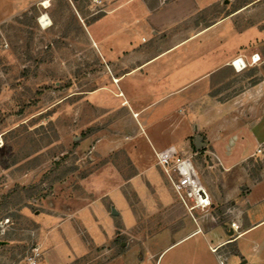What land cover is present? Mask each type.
Here are the masks:
<instances>
[{
	"label": "rangeland",
	"instance_id": "rangeland-1",
	"mask_svg": "<svg viewBox=\"0 0 264 264\" xmlns=\"http://www.w3.org/2000/svg\"><path fill=\"white\" fill-rule=\"evenodd\" d=\"M42 14L49 18L45 25ZM79 15L87 21L97 16L85 0H49L47 6L0 0V264H26L24 257L36 244L42 264L44 244L57 243V252L63 254L81 237L90 241L83 230L77 234L71 221L58 228L59 219L93 199L94 182L87 186L84 178L100 171L102 164L130 170L122 150L101 157V145L116 146L128 139L123 132L130 129L122 109L106 112L84 98L97 71L86 68L95 56L79 27ZM170 34L173 43L186 42L190 57H205L208 70L224 63L225 52L243 55L244 67L226 66L210 75L204 113H198L197 101L181 111L193 114L196 109L190 125L198 128L188 137V152L214 203L192 214L200 215L207 227L218 223L227 231L245 214L249 204L243 200L260 193L264 184V0H217L169 32L171 43ZM199 114L205 118L199 120ZM223 153L232 161L220 164ZM121 194H111L118 209ZM102 199L80 214L86 226L94 216L102 223L114 219L102 215L103 202L108 204ZM118 233L111 249L89 243L88 253L66 264H107L127 239ZM181 246L165 253L160 264H181ZM216 255L219 264H226ZM248 264H264V258Z\"/></svg>",
	"mask_w": 264,
	"mask_h": 264
},
{
	"label": "crops",
	"instance_id": "crops-1",
	"mask_svg": "<svg viewBox=\"0 0 264 264\" xmlns=\"http://www.w3.org/2000/svg\"><path fill=\"white\" fill-rule=\"evenodd\" d=\"M30 1L41 3L42 0ZM215 1L104 0L105 10L101 15L96 14L88 21L87 17L78 16L79 27L95 56L94 61L86 62V68L97 71L91 76L92 87L85 91L84 98L106 112L122 109V119H126V127L130 129L123 132L128 139L116 146L101 145V157L122 150L130 170L120 172L107 162L100 171L84 178L87 186L94 182L93 190L90 189L93 199L59 219L57 225L60 228L71 221L77 234L83 230L90 241L81 237L63 254L57 252V243L44 244L42 264L69 263L88 253L89 243L111 249L117 231L127 239L120 241L121 251L107 264H160L165 253L181 245L182 249L177 251L178 255H184L181 264H219L216 254L221 255L226 264H248L264 258V184L257 190L260 193H252L243 200L249 205L241 219L234 220L241 229L234 236L230 227L227 231L218 223L207 227L200 221V215L192 214L196 208L189 210L174 190L172 181L177 180L174 173L169 177L155 157L156 151L173 146L184 156L193 158L188 152V137L198 128L196 123L190 125L196 109L193 114L189 109L181 112L183 106L189 107L197 101L198 113H204L210 75H216L226 66L232 67L231 61L235 58L243 59L240 53L225 52L224 63L208 70L206 58L201 54L190 57V49L184 46L186 42L173 43L175 36L171 34L172 41L167 42L168 33L176 26ZM162 34L166 36L159 41ZM201 63L204 64L201 66ZM231 159L223 153L220 164ZM192 161L194 163V159ZM200 181L205 188L204 180ZM109 182L112 185L106 187ZM120 190L122 209H118L111 198L112 192ZM102 198L108 199L107 205L103 202L102 215L114 219L106 218L108 222L102 223L101 217L94 216L93 226H86L80 214L103 201ZM60 234L69 243L66 234ZM226 247L231 248L227 253L222 250ZM214 249L221 253L215 254ZM207 253L211 259L206 257ZM198 258L200 261L196 260Z\"/></svg>",
	"mask_w": 264,
	"mask_h": 264
},
{
	"label": "built area",
	"instance_id": "built-area-1",
	"mask_svg": "<svg viewBox=\"0 0 264 264\" xmlns=\"http://www.w3.org/2000/svg\"><path fill=\"white\" fill-rule=\"evenodd\" d=\"M92 14H97L105 10L104 0H85ZM240 62L237 64V62ZM232 65L236 68L244 67L241 58L232 60ZM156 162L163 168L164 172L171 177V172L176 174L177 180L172 181L175 192L179 195L185 206L191 210L194 208L205 209L211 206V199L205 188L203 187L198 172L192 161V157L184 156L178 152L173 146H168L155 152ZM187 201L192 202L190 205ZM238 225L235 222L230 224L233 232H236ZM41 246L34 245L30 252L24 257L26 264H39L42 258ZM215 250V249H214Z\"/></svg>",
	"mask_w": 264,
	"mask_h": 264
},
{
	"label": "bare ground",
	"instance_id": "bare-ground-1",
	"mask_svg": "<svg viewBox=\"0 0 264 264\" xmlns=\"http://www.w3.org/2000/svg\"><path fill=\"white\" fill-rule=\"evenodd\" d=\"M48 1L49 0H42L41 1V4L43 5V6H47L48 5ZM49 18H48V16L46 15V14H42V17H41V23L43 24V25H45V24H47L48 22H49V20H48ZM258 58L257 57H255V60H257ZM240 62L238 61L237 62V64H239Z\"/></svg>",
	"mask_w": 264,
	"mask_h": 264
},
{
	"label": "flooded vegetation",
	"instance_id": "flooded-vegetation-1",
	"mask_svg": "<svg viewBox=\"0 0 264 264\" xmlns=\"http://www.w3.org/2000/svg\"><path fill=\"white\" fill-rule=\"evenodd\" d=\"M213 206V203L211 202V207Z\"/></svg>",
	"mask_w": 264,
	"mask_h": 264
}]
</instances>
